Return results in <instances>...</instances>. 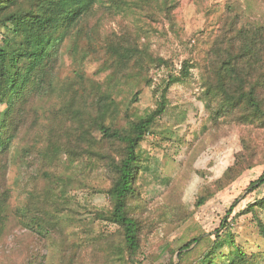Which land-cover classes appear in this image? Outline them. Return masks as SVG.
I'll list each match as a JSON object with an SVG mask.
<instances>
[{"label": "trees", "instance_id": "obj_1", "mask_svg": "<svg viewBox=\"0 0 264 264\" xmlns=\"http://www.w3.org/2000/svg\"><path fill=\"white\" fill-rule=\"evenodd\" d=\"M241 1L227 0L219 16L207 62L200 65L201 99L214 126L264 128V19L249 14L264 0ZM176 7L175 0H0V243L9 221L17 220L30 264H144L152 236L163 231L166 238L191 218L182 199L186 177L165 178L162 199L151 203L139 176L142 143L166 112L170 89L195 64L186 60L171 72L149 109L130 107L153 85V70L174 68L152 49V38L154 23L173 21ZM109 18L117 19L118 30L104 34ZM67 55L75 66L63 77ZM124 85L136 89L126 107L116 98ZM241 140L234 163L200 188L196 207L264 164V147L248 134ZM13 167L19 173L14 185ZM262 184L264 172L251 187ZM15 186H21L17 198ZM79 190L105 193L108 205L80 202ZM258 210L264 211V196L241 213H254L264 238ZM231 211L221 229L228 230ZM207 241L209 251L191 264H264V250L249 252L233 237L218 259L219 239L206 232L176 239V249L168 243L166 264H187Z\"/></svg>", "mask_w": 264, "mask_h": 264}, {"label": "rangeland", "instance_id": "obj_2", "mask_svg": "<svg viewBox=\"0 0 264 264\" xmlns=\"http://www.w3.org/2000/svg\"><path fill=\"white\" fill-rule=\"evenodd\" d=\"M226 2L227 0H175L177 7L174 9L173 21L166 20L164 24L154 23L156 32L152 38V49L157 54L173 60L174 68L163 67L153 70V85L145 86L138 100L130 107L141 111L149 109L159 99L160 90L164 86L163 81L169 78L171 72L181 70L186 60L195 66L191 68L190 76L175 83L170 89L166 112L156 120L142 143V171L139 184L143 197L155 203L162 199L166 191L165 178L186 177L182 199L193 214L184 225L166 238L163 237V231L152 236L151 242L145 248L146 256H142L144 264L168 263L171 257L167 249L168 243L174 242L172 246L176 249L178 247L176 239L183 236L191 239L201 232L210 234L212 239H219L216 254L218 259L221 254L229 252L230 245L227 240L232 237L249 252L264 250V238L260 234L256 216L253 212L241 213L264 196V184L251 187V184L263 174L264 164L245 171L204 205L199 207L195 205L200 188L221 177L234 163L236 153L243 148L241 140L243 135H251L264 147V128L236 124L214 126L209 106L201 99L203 87L200 65L207 62L211 41ZM241 2L244 5L243 0ZM249 14L252 19H264V6L257 7L255 12ZM114 30H118L117 19H107L104 34ZM19 42V37L14 38L10 50L15 52ZM65 61L62 68L63 77L70 74L75 66L68 55ZM135 91L134 87L123 86L122 91L116 96L122 107L130 103L129 99ZM4 107V104L0 105V112ZM97 136L99 145L104 146L105 136L100 132ZM199 171L205 174L202 175ZM18 174L17 168L13 167L10 172L13 185ZM20 187H14L16 198ZM77 198L82 203L88 202L97 206H106L109 201L105 193L91 195L86 190H79ZM230 209L232 211L228 216L229 224L226 225L229 228L221 229V224ZM258 211L264 222V211ZM82 212L87 219L91 218V214H85L84 209ZM100 228L115 229L114 226L106 225ZM218 229H221L220 232H216ZM24 233L25 230L21 229L17 220L9 221L7 232L0 243V264H30L32 252L27 248L23 249V244L18 239V236ZM209 249L208 241L202 243L193 252L187 264H191L195 259L197 261L201 259Z\"/></svg>", "mask_w": 264, "mask_h": 264}]
</instances>
